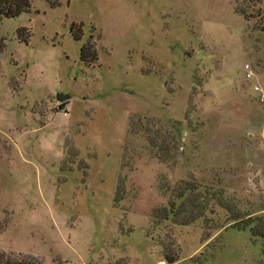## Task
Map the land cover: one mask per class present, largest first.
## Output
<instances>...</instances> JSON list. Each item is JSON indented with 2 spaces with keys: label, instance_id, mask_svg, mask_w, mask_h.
I'll return each instance as SVG.
<instances>
[{
  "label": "rangeland",
  "instance_id": "rangeland-1",
  "mask_svg": "<svg viewBox=\"0 0 264 264\" xmlns=\"http://www.w3.org/2000/svg\"><path fill=\"white\" fill-rule=\"evenodd\" d=\"M0 39V250L167 264L173 235L178 264H264V239L221 210L206 228L152 217L194 180L264 220V0H34ZM146 120L162 139L180 125L171 162L131 133Z\"/></svg>",
  "mask_w": 264,
  "mask_h": 264
},
{
  "label": "trees",
  "instance_id": "trees-1",
  "mask_svg": "<svg viewBox=\"0 0 264 264\" xmlns=\"http://www.w3.org/2000/svg\"><path fill=\"white\" fill-rule=\"evenodd\" d=\"M34 0H0V25L6 19H15L24 13L31 10ZM59 4L57 1L52 3V7L56 8ZM242 16L245 13L238 11ZM79 30V34L76 32ZM73 28V36L77 41L83 39L82 30ZM24 41L28 40L23 38ZM5 49V44L0 39V52ZM81 60L86 66L95 64L98 60L96 50L91 42L86 43L81 49ZM146 124L139 128L131 126L132 134H139L144 132L148 135V142L150 146L160 151L158 159L164 163L171 162L174 158L172 152L177 148L178 142L182 139V132L180 125L175 123L172 128L174 133L169 138L162 136H151V131L148 125L150 120L145 121ZM162 140V141H161ZM122 189L125 188L124 183L120 185ZM125 191H122V196ZM172 198L168 207L156 208L153 212V221L156 225L162 226L167 222H172L174 226H190L198 221H203L205 228L209 223H212L214 218L218 216L219 210L224 212L227 217V223L230 224L228 228L239 231L249 230L253 237H261L264 239V220L258 217H253L251 214L242 210L240 205L227 196L226 191L222 187L202 186L196 181H186L177 186L172 192ZM124 197H121L122 201ZM119 202V201H118ZM218 228V227H216ZM213 228H210L211 230ZM167 243H163L164 261L167 264H178L180 259L179 249L176 247V241L171 235ZM211 236L208 235L207 240ZM206 240V241H207ZM165 241V240H164ZM0 264H41L40 261L32 255L8 253L0 250ZM191 264H203L202 261L193 259Z\"/></svg>",
  "mask_w": 264,
  "mask_h": 264
},
{
  "label": "water",
  "instance_id": "water-1",
  "mask_svg": "<svg viewBox=\"0 0 264 264\" xmlns=\"http://www.w3.org/2000/svg\"><path fill=\"white\" fill-rule=\"evenodd\" d=\"M68 99V96L58 95L57 100L62 102Z\"/></svg>",
  "mask_w": 264,
  "mask_h": 264
},
{
  "label": "built area",
  "instance_id": "built-area-1",
  "mask_svg": "<svg viewBox=\"0 0 264 264\" xmlns=\"http://www.w3.org/2000/svg\"><path fill=\"white\" fill-rule=\"evenodd\" d=\"M245 68H246L247 70H249V69H250V66H249V65H246ZM247 78L250 79V78H251V74H248V75H247ZM257 90H259V89H257Z\"/></svg>",
  "mask_w": 264,
  "mask_h": 264
}]
</instances>
